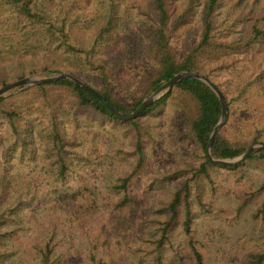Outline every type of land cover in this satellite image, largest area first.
<instances>
[{"label": "trees", "instance_id": "16d2710c", "mask_svg": "<svg viewBox=\"0 0 264 264\" xmlns=\"http://www.w3.org/2000/svg\"><path fill=\"white\" fill-rule=\"evenodd\" d=\"M258 1V5L253 2L250 8L239 9L238 0H0L6 14L1 26L4 31L0 32V87L36 73L66 71L128 115L180 71L213 77L227 70L235 56L256 48L264 50V0ZM223 6L224 22L239 23L238 34L230 40L221 37L226 26L220 17ZM128 74L129 90L135 95L132 103L115 95L119 79ZM218 85L227 98L228 115L213 142L212 154L215 158L234 157L259 138L254 136L246 142L222 134L245 87L231 95ZM167 101L182 112L180 137L194 141L196 162L159 178L163 184L173 176L187 174L155 204L152 217L147 218L144 200L134 187V181L150 165L137 118L155 112ZM221 112L217 95L195 78L174 84L128 121L118 119L99 98L70 79L0 97V127L6 125L10 134L5 138V162L0 172V264H25L30 256L38 264H127L121 256L105 259L99 254L103 246L126 248L127 259L137 258L140 264H211L209 245L215 237L210 232L200 235L195 231L196 205L226 227L237 225L249 210L251 233L245 235L248 239L239 238V252L222 251L224 259L228 258L222 264H264V179L256 183L251 177L239 178L233 186L220 190L221 198L230 203L215 208L205 209L200 193L194 191L204 178L212 186L209 168L214 163L206 149ZM31 117L38 121L32 123ZM92 119L122 123L131 146L116 149L126 167L109 185L114 199L106 205L105 218L90 240L88 252L59 254L54 241L59 224L84 225L100 212L104 194L83 176L74 190L53 188L48 206L52 225L43 242L35 241L31 250L8 247L7 243L24 229L23 212L34 205L37 194L35 188H24L17 181L12 160L41 159L48 163L53 180L65 182L71 173L75 135L80 134L66 125L79 129L82 122ZM244 163L264 169V150ZM240 165L221 166L234 170ZM213 231L219 236L224 233L220 227Z\"/></svg>", "mask_w": 264, "mask_h": 264}, {"label": "rangeland", "instance_id": "374dc122", "mask_svg": "<svg viewBox=\"0 0 264 264\" xmlns=\"http://www.w3.org/2000/svg\"><path fill=\"white\" fill-rule=\"evenodd\" d=\"M175 1L182 2L184 0ZM238 1L239 9L243 6L248 9L253 5V2L254 5L259 4L258 0ZM200 7L197 8V11L200 10ZM225 12L226 8L223 6L220 17L226 26L221 37L230 40L238 34L239 23L233 24L232 20H227V23L224 22ZM5 15V11L0 7V32L4 31L1 26ZM263 55V48H256L247 54L237 55L230 61L227 70L221 74H213V77H210L217 85L219 82L231 95H236L241 86L245 87L240 100L232 106L233 118L230 124L221 132L231 140L246 142H250L254 136H257L259 140L252 142L250 146L258 141H264ZM49 74L42 72L32 75L46 76ZM129 83V74L122 76L119 79V89L115 92V95L128 103H132L135 95L129 90ZM181 116V110L170 101H167L155 112L137 118L142 126L144 145L150 158V165L147 172L134 181V187L144 200L143 212L147 218L152 217L155 204L165 197L171 189L178 187L186 179L187 174L173 176L165 180L163 184H159V178L178 169L189 168L190 165L196 162L194 141L180 137L184 129V125L180 123ZM29 119L32 123L38 121L37 117ZM123 127L120 122H99L95 119L82 122L79 129L70 124L66 125L67 129L80 132V134L75 135L76 146L71 162V173L63 183L51 178L48 163L41 159L29 161V159L14 158L12 160L13 170L18 172L17 181L24 188L29 185L35 188L37 194L33 196L34 205L23 212L24 229L13 241L7 243L8 247H17L18 251L25 248L31 250L35 241L43 242L52 225L50 222L51 215H48V206L53 195V188L74 190L79 185V177L83 176L98 185L104 194L100 212L97 217L84 225L68 227L59 224L54 241L56 251L59 254L68 255L76 252L86 254L88 252L90 240L96 234L101 221L105 218L106 205L114 199L109 190V185L126 167L122 154H118L116 151L117 147L131 146L130 138ZM6 135H10L8 128L6 125H2L0 127V172L3 170L5 162L3 150ZM40 151L39 149L38 153ZM209 174L213 181L212 186L204 178L199 181V186L194 189L195 192L200 193L205 209L215 208L222 203H230L229 200L221 198L220 190L233 186L239 178L248 179V177H251L256 183L264 179L263 168L247 163H242L240 167L234 170L214 164L210 166ZM213 187L214 189H212ZM196 211L195 231L200 235L210 232L213 233L211 236L215 237L214 242L209 245L212 252L211 264H222L225 259H228H224L222 251L237 253L242 245L239 238L248 239L245 238V235L251 233L252 224L249 220V210L245 212L234 227H226L224 224L215 221L209 217L203 208L199 209L197 205ZM217 227L224 229L222 236H219L217 231H213ZM99 254L105 259L115 255L116 257L121 256L123 260L127 261V264H140L137 258L136 260L127 259L129 252L126 248L114 250L113 246H103L100 247ZM25 264H38V262L30 256L25 259Z\"/></svg>", "mask_w": 264, "mask_h": 264}, {"label": "water", "instance_id": "95a60500", "mask_svg": "<svg viewBox=\"0 0 264 264\" xmlns=\"http://www.w3.org/2000/svg\"><path fill=\"white\" fill-rule=\"evenodd\" d=\"M185 78H195L206 83L212 89V91L217 95L221 103L222 112L220 119L213 128V130L211 131L207 143L206 155L210 162L219 165H239L244 163L249 157H251L255 153L264 150V141H258L252 144L245 152H243L240 155L234 157H228V158H215L213 156L212 154L213 142L220 128L226 122L228 115L227 99L221 88L210 77L193 71H180L176 73L169 80H167L166 82L161 84L157 89H155L148 97H146L142 101V103L133 112H131L128 115L121 113L109 101H107V99L102 94H100L97 90L87 85L82 79L66 71L50 73L49 75L46 76L31 75L12 81L3 87H0V97H5L15 90H19L35 85H40L44 83L55 82L60 79H70L76 82L77 84H79L80 86H82L83 88H85L86 90H88L89 92H91L92 94H94L97 98H99L118 119L123 121H128L131 119H135L137 116L143 113V111L147 107L152 105L154 102L159 100L164 94H166L174 84L180 82Z\"/></svg>", "mask_w": 264, "mask_h": 264}]
</instances>
